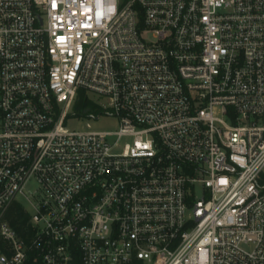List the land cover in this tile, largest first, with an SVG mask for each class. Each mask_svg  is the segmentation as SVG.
<instances>
[{"label":"built area","instance_id":"obj_1","mask_svg":"<svg viewBox=\"0 0 264 264\" xmlns=\"http://www.w3.org/2000/svg\"><path fill=\"white\" fill-rule=\"evenodd\" d=\"M0 264H264V0H0Z\"/></svg>","mask_w":264,"mask_h":264},{"label":"trees","instance_id":"obj_2","mask_svg":"<svg viewBox=\"0 0 264 264\" xmlns=\"http://www.w3.org/2000/svg\"><path fill=\"white\" fill-rule=\"evenodd\" d=\"M72 111L77 115H85L89 112H97L99 108L87 97L84 91L78 90ZM5 220L19 237H28V213L20 203L15 201L10 204L5 213Z\"/></svg>","mask_w":264,"mask_h":264},{"label":"rangeland","instance_id":"obj_3","mask_svg":"<svg viewBox=\"0 0 264 264\" xmlns=\"http://www.w3.org/2000/svg\"><path fill=\"white\" fill-rule=\"evenodd\" d=\"M89 125L91 130L94 131H115L118 128V119L110 116H102L98 120H89L87 117L79 119H70L66 122V127L73 130L86 129V125ZM36 188V183L30 181L26 184V190L33 191ZM19 201L26 207L28 211H32L25 200L18 196Z\"/></svg>","mask_w":264,"mask_h":264}]
</instances>
